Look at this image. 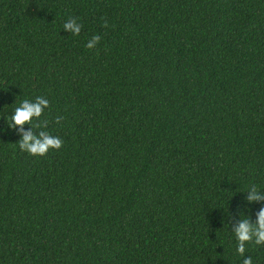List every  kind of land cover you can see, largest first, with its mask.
<instances>
[{"label": "trees", "instance_id": "1", "mask_svg": "<svg viewBox=\"0 0 264 264\" xmlns=\"http://www.w3.org/2000/svg\"><path fill=\"white\" fill-rule=\"evenodd\" d=\"M36 96L23 130L62 140L43 156L8 127ZM251 185L264 0H0V264H242ZM245 255L264 264V244Z\"/></svg>", "mask_w": 264, "mask_h": 264}, {"label": "clouds", "instance_id": "2", "mask_svg": "<svg viewBox=\"0 0 264 264\" xmlns=\"http://www.w3.org/2000/svg\"><path fill=\"white\" fill-rule=\"evenodd\" d=\"M63 29L72 35H77L81 30V25L75 19H68L64 22ZM99 39L98 35H92L86 42L85 47L88 49L94 48ZM48 105L49 101L45 96H36L32 100H21L11 113L8 127L16 126L21 130V136L16 142L21 151H26L33 156H43L50 149H59L61 147L62 140L60 137L49 134L45 130H40L35 134L32 131L23 130V126L31 124L34 118L40 117ZM60 119L61 117L56 118L57 123ZM247 191L246 201L248 203L264 199V196L261 195L255 185L249 186ZM233 234L237 241L236 251L243 257L242 264H252L251 257L245 255V244L249 241L257 245L264 244V206L256 213L255 222H250L248 216L241 215L238 224L233 229Z\"/></svg>", "mask_w": 264, "mask_h": 264}]
</instances>
